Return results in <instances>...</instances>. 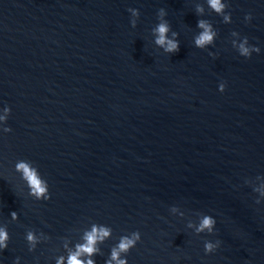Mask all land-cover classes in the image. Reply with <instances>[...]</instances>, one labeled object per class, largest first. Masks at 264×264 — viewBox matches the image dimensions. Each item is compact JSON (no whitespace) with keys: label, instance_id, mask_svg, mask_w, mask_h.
<instances>
[{"label":"water","instance_id":"water-1","mask_svg":"<svg viewBox=\"0 0 264 264\" xmlns=\"http://www.w3.org/2000/svg\"><path fill=\"white\" fill-rule=\"evenodd\" d=\"M222 3L0 0V264H67L93 225L110 229L95 264L135 231L128 264H264V0ZM198 20L216 33L203 48ZM162 22L179 51L156 43ZM245 39L260 52L242 57Z\"/></svg>","mask_w":264,"mask_h":264},{"label":"clouds","instance_id":"clouds-1","mask_svg":"<svg viewBox=\"0 0 264 264\" xmlns=\"http://www.w3.org/2000/svg\"><path fill=\"white\" fill-rule=\"evenodd\" d=\"M208 4L211 9L217 13H223L225 9V4L222 3V0H208ZM133 15H139L136 10L132 9ZM203 9L201 7L197 8V12L201 13ZM159 15H165L164 9L161 8L159 10ZM229 17L224 16V20L228 21ZM251 14L245 16V20H251ZM133 25L135 21L132 22ZM197 28L201 29L198 35L195 37L194 43L195 46L198 48H203L204 46L211 44L214 40L216 33L212 30L211 24L206 22L205 20H198ZM170 30V26L167 22L159 23L155 31L158 33V37L156 39V43L160 46H165V51L169 53H175L179 51V41L172 40L167 38V33ZM178 35L177 33L173 32V36ZM247 44V39H245L244 43H241L239 46V53L242 57L250 58L251 52H260L259 48L249 49L245 45ZM226 84L221 82L218 86V90L223 93L225 91ZM6 131H11V129H6ZM17 171L22 173L21 178L26 181V185L28 188V193L30 196H33L35 200H49L51 198L49 192V185L48 182L43 180L37 173V170L27 161H19L15 165ZM12 221L18 220L17 212L13 211L10 213ZM215 221L211 218L206 216L198 231H203L204 229H208L211 231L212 226L214 225ZM110 235V229L105 227H97L93 225L92 230L90 232H86L84 235V243L78 244L76 246V251L71 252L68 256L67 264H95V261L91 259L93 255L98 253V249L96 247L97 242H103L106 237ZM26 242L29 246V251L35 250V245L37 243V238L32 230H27L25 234ZM10 240V235L7 230V225L0 226V251L6 250L8 248V243ZM141 240V234L139 231H135L132 233L131 237L122 236L118 245V249L114 248L111 252V259L106 261V264H112L113 261L116 264H128L126 259H119L120 252H128L130 249L136 247L137 243ZM217 245H213L212 243H205L204 251L205 254L214 253L216 250ZM87 256L88 259H81V257ZM64 257L61 256L57 259L56 264H63ZM14 264H19V257L16 258Z\"/></svg>","mask_w":264,"mask_h":264}]
</instances>
